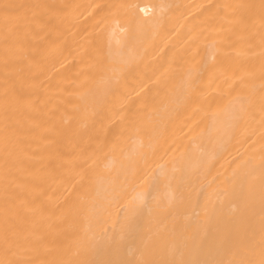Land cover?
I'll list each match as a JSON object with an SVG mask.
<instances>
[{
	"label": "bare ground",
	"instance_id": "6f19581e",
	"mask_svg": "<svg viewBox=\"0 0 264 264\" xmlns=\"http://www.w3.org/2000/svg\"><path fill=\"white\" fill-rule=\"evenodd\" d=\"M264 0H0V264H262Z\"/></svg>",
	"mask_w": 264,
	"mask_h": 264
},
{
	"label": "snow or ice",
	"instance_id": "6c2138e0",
	"mask_svg": "<svg viewBox=\"0 0 264 264\" xmlns=\"http://www.w3.org/2000/svg\"><path fill=\"white\" fill-rule=\"evenodd\" d=\"M262 264H264V262H262Z\"/></svg>",
	"mask_w": 264,
	"mask_h": 264
}]
</instances>
